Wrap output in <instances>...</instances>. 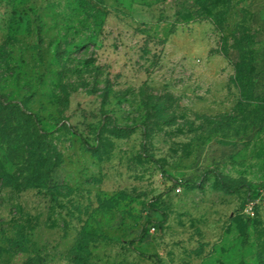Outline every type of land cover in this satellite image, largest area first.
I'll return each mask as SVG.
<instances>
[{"label": "rangeland", "instance_id": "374dc122", "mask_svg": "<svg viewBox=\"0 0 264 264\" xmlns=\"http://www.w3.org/2000/svg\"><path fill=\"white\" fill-rule=\"evenodd\" d=\"M0 264H264V0H0Z\"/></svg>", "mask_w": 264, "mask_h": 264}]
</instances>
